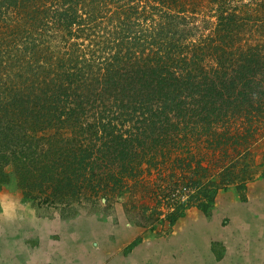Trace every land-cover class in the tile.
<instances>
[{
    "label": "trees",
    "instance_id": "trees-1",
    "mask_svg": "<svg viewBox=\"0 0 264 264\" xmlns=\"http://www.w3.org/2000/svg\"><path fill=\"white\" fill-rule=\"evenodd\" d=\"M262 138L264 0H0V184L25 198L109 200L156 172L171 226L253 179Z\"/></svg>",
    "mask_w": 264,
    "mask_h": 264
},
{
    "label": "rangeland",
    "instance_id": "rangeland-1",
    "mask_svg": "<svg viewBox=\"0 0 264 264\" xmlns=\"http://www.w3.org/2000/svg\"><path fill=\"white\" fill-rule=\"evenodd\" d=\"M252 151L254 178H263L264 138ZM8 171L0 184V264H264V200H250L247 185L220 189L207 211L189 206L169 226L154 197L156 172L109 200L66 208L25 198Z\"/></svg>",
    "mask_w": 264,
    "mask_h": 264
},
{
    "label": "crops",
    "instance_id": "crops-1",
    "mask_svg": "<svg viewBox=\"0 0 264 264\" xmlns=\"http://www.w3.org/2000/svg\"><path fill=\"white\" fill-rule=\"evenodd\" d=\"M246 185L252 193L250 200H264V177L253 178Z\"/></svg>",
    "mask_w": 264,
    "mask_h": 264
},
{
    "label": "clouds",
    "instance_id": "clouds-1",
    "mask_svg": "<svg viewBox=\"0 0 264 264\" xmlns=\"http://www.w3.org/2000/svg\"><path fill=\"white\" fill-rule=\"evenodd\" d=\"M3 215H4L6 221H12V220L15 219V217H13V216H12L10 213H8V212H4Z\"/></svg>",
    "mask_w": 264,
    "mask_h": 264
}]
</instances>
